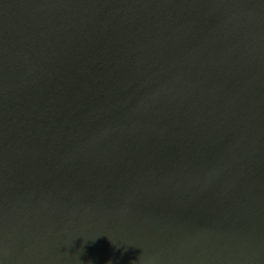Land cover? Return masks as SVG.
Here are the masks:
<instances>
[{"label": "water", "instance_id": "1", "mask_svg": "<svg viewBox=\"0 0 264 264\" xmlns=\"http://www.w3.org/2000/svg\"><path fill=\"white\" fill-rule=\"evenodd\" d=\"M0 264H264V0H0Z\"/></svg>", "mask_w": 264, "mask_h": 264}]
</instances>
